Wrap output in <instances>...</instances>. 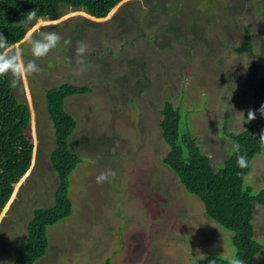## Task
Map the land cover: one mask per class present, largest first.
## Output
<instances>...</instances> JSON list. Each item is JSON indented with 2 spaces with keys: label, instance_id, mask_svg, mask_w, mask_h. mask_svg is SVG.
Segmentation results:
<instances>
[{
  "label": "rangeland",
  "instance_id": "obj_1",
  "mask_svg": "<svg viewBox=\"0 0 264 264\" xmlns=\"http://www.w3.org/2000/svg\"><path fill=\"white\" fill-rule=\"evenodd\" d=\"M113 14L102 21L62 8L56 18L29 24L8 49L41 71L11 73L15 95L31 109L35 154L0 214V264L17 258L35 210L54 205L56 140L46 91L64 84L91 88L65 105L78 123L70 148L82 163L70 178L72 215L48 229V251L35 264H211L213 256L234 257L233 234L209 219L164 165L169 148L160 124L165 103H173L216 171L236 148L225 132L244 131L249 112L264 142V104L246 84L253 62L264 77V0H122ZM245 28L254 57L235 52ZM48 31L62 40L33 57L32 41H45ZM78 42L88 45L82 58ZM108 169L115 175L98 183ZM263 177L264 151L246 185L258 192ZM253 224L264 246V206H256ZM252 264H264V247Z\"/></svg>",
  "mask_w": 264,
  "mask_h": 264
},
{
  "label": "trees",
  "instance_id": "obj_2",
  "mask_svg": "<svg viewBox=\"0 0 264 264\" xmlns=\"http://www.w3.org/2000/svg\"><path fill=\"white\" fill-rule=\"evenodd\" d=\"M122 0H0V33L8 39V46L20 42L29 31V24L39 18H56L61 9L84 10L91 17L102 18ZM35 13L30 18L29 14ZM96 18V19H97ZM106 19V18H105ZM103 20V19H101ZM244 42L235 52L254 57L253 39L245 28ZM6 47V48H7ZM0 49V53L4 50ZM15 55V50L8 52ZM247 84L257 101L264 103V77L258 65L250 67ZM91 88L64 84L46 91L47 110L54 125L56 148L50 160L58 183L55 204L50 208L36 209L31 219L25 245L19 250L12 264H35L49 248L48 229L68 219L73 204L69 197L70 178L82 159L70 149V138L77 129L73 116L65 111L66 100L85 95ZM162 137L169 148L163 163L179 179L187 193L200 199L209 219L233 234L234 256L244 264H252L263 250V244L255 238V209L264 206L263 188L260 191L246 185L254 159L263 154L262 130L248 120L247 128L238 133L225 132L236 145L224 166L216 171L211 158L202 153L198 140L184 127L182 113L173 103L166 102L162 109ZM227 119L229 115L226 116ZM32 121L30 107L21 102L13 90L11 73L0 75V214L11 200L15 186L19 184L32 164L34 145L28 134ZM181 124L182 130H181ZM245 155L247 166L237 164L239 155ZM221 256H213L212 264H229ZM207 263V261H206ZM105 264H111L107 260Z\"/></svg>",
  "mask_w": 264,
  "mask_h": 264
},
{
  "label": "clouds",
  "instance_id": "obj_3",
  "mask_svg": "<svg viewBox=\"0 0 264 264\" xmlns=\"http://www.w3.org/2000/svg\"><path fill=\"white\" fill-rule=\"evenodd\" d=\"M119 5V4H118ZM117 5L108 13L107 16L102 17V18H97V19H105L102 21H107L109 19H111V17L114 16L113 12L116 9ZM74 10V9H73ZM81 11L85 12L84 10L81 9ZM88 14V13H87ZM89 15V14H88ZM30 18L35 16V13H30L29 14ZM91 16V15H90ZM93 17V16H92ZM50 18V17H48ZM39 19H44V18H39ZM38 19V20H39ZM52 20V19H50ZM93 23L95 22H102V21H95L92 20ZM28 33V32H27ZM25 38V37H24ZM23 38V39H24ZM22 39V40H23ZM21 40V41H22ZM62 40V36L57 32V31H48L47 35H46V40L45 41H32V47H31V52L33 57L39 58V57H43L46 56L52 49L56 48L57 45L59 44V42ZM20 41V42H21ZM17 42L11 46H8V39L2 34L0 33V49L5 48L1 53H0V75H3L5 73H13L14 76L16 77H20L22 75H32L35 73H38L41 71L40 67L38 66V64L36 63L35 60H29L26 63L22 62V59H16L15 56L16 55H8V52H10L11 50H15V48H12L11 50H8L10 47H14L16 44L20 43ZM7 47V48H6ZM77 55L79 57H83L84 54L86 52H88V45L84 42H78V46H77ZM15 54H16V50H15ZM238 54V53H237ZM240 55V54H238ZM250 73V71H249ZM248 73V75H249ZM247 80H248V76L246 79V84H247ZM248 86V84H247ZM249 88V86H248ZM250 89V88H249ZM251 90V89H250ZM252 91V90H251ZM253 92V91H252ZM254 94V93H253ZM17 97V96H16ZM68 100V99H67ZM264 104V103H263ZM66 105V104H65ZM66 111V110H65ZM261 113L264 114V107L261 108ZM50 118V117H49ZM254 119V113L249 112L248 114V120H252ZM51 120V119H50ZM76 121V120H75ZM52 122V121H51ZM53 124V123H52ZM78 124V123H77ZM78 127V126H77ZM55 130V129H54ZM77 130V129H76ZM30 135V133H28ZM263 134V133H262ZM73 136V135H72ZM54 137H55V131H54ZM71 139V138H70ZM56 140V138H55ZM165 142V141H164ZM70 144V141H69ZM34 145V144H33ZM71 149V148H70ZM72 151V150H71ZM34 152V151H33ZM73 152V151H72ZM74 153V152H73ZM34 154L33 153V158H32V164L30 169L32 168L33 162H34ZM76 154V153H75ZM256 159V158H255ZM51 162V160H50ZM82 163V162H81ZM237 164L243 168L247 166V159L245 155H239L237 158ZM52 165V164H51ZM53 168V167H52ZM30 169L28 170V172L26 174L29 173ZM54 170V169H53ZM55 172V170H54ZM56 173V172H55ZM25 174V176H26ZM57 175V174H56ZM115 172L111 169H108L105 172H101L100 175L97 176V182L98 183H103L105 180H107L109 177L114 176ZM22 180V179H21ZM57 187V186H56ZM71 187V186H70ZM56 190V189H55ZM15 193V192H14ZM70 193V191H69ZM55 194V193H54ZM14 196V194H13ZM12 196V197H13ZM70 197V196H69ZM71 199V198H70ZM72 201V200H71ZM10 202V201H9ZM54 204H55V198H54ZM73 204V201H72ZM54 206V205H53ZM52 206V207H53ZM72 212H73V208H72ZM72 215V214H71ZM212 264V263H211ZM229 264H244V262L239 259L238 257H233L232 259H230Z\"/></svg>",
  "mask_w": 264,
  "mask_h": 264
}]
</instances>
